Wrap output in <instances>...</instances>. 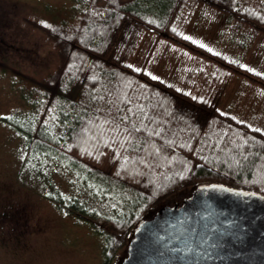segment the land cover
<instances>
[{
  "label": "trees",
  "instance_id": "trees-1",
  "mask_svg": "<svg viewBox=\"0 0 264 264\" xmlns=\"http://www.w3.org/2000/svg\"><path fill=\"white\" fill-rule=\"evenodd\" d=\"M185 1L89 0L98 12L94 18L86 15L74 23L23 19L52 46L56 65L39 80H28L29 91L24 99L29 102V112L1 120L22 136L26 147L23 165L26 167L30 162L27 167L35 170L46 198L70 218L101 222L97 230L105 234L102 264H115L117 254L126 250L138 223L180 191L219 184L264 195L262 131L220 113L206 101L196 102L183 91L182 81L159 82L142 71L134 72L115 54L117 28H121L117 38L120 50L125 49L134 30H144L264 89L262 77L173 31L175 18ZM240 2L210 0L208 5L235 25L250 29L255 36L264 35V1L257 7ZM136 83L141 90L133 104L144 105L149 115L159 121L150 127L163 129L160 137L151 138L141 150L107 141L103 125L104 119H112L116 114L115 106H107L106 102L121 94L130 98ZM50 111L62 126L58 142L53 141L40 122ZM106 150L114 158L109 170L97 165ZM62 158L68 166L86 171V180L79 185L81 189L90 192L87 179L92 178L95 185L88 198L52 183V170L70 173ZM55 162L59 166L52 167ZM118 196L128 197V212L119 204ZM95 198L114 200L123 209L112 217L100 215L90 205Z\"/></svg>",
  "mask_w": 264,
  "mask_h": 264
},
{
  "label": "rangeland",
  "instance_id": "rangeland-1",
  "mask_svg": "<svg viewBox=\"0 0 264 264\" xmlns=\"http://www.w3.org/2000/svg\"><path fill=\"white\" fill-rule=\"evenodd\" d=\"M209 1L186 0L175 18L173 31L199 47L203 45L204 50L226 55L228 60L264 79V35L255 36L250 29L235 25L225 14L211 8ZM240 1L257 7L264 0ZM97 13L89 0H0V218L3 221L0 222V264L103 262L105 234L97 230L101 222L70 218L46 198L35 170L27 167L30 162L26 167L23 165L26 147L22 136L1 120L29 112V102L24 99L29 91L28 80H39L56 65V52L52 46L23 19L74 23L86 15L94 18ZM120 31L121 28H117L114 34L115 54L131 70L142 71L159 82L182 81L183 91L196 102L206 101L220 113L264 133V89L259 85L221 71L148 31L134 30L125 49L120 50L117 41ZM241 33L247 34V41H242ZM140 88L136 83L130 96L132 104ZM106 105L111 104L106 102ZM40 122L53 141L58 142L62 126L57 123L54 112L50 111ZM108 127L104 125V133L106 140L112 141ZM63 158V166L67 167L68 162ZM85 162L91 163L90 160ZM113 162L114 158L106 150L97 165L109 170ZM57 166L58 162L52 164V167ZM67 168L70 173L66 175L52 170V183L62 190L75 191L80 197L88 198L95 185L92 178L87 179L89 192L79 186L86 180V171L73 165ZM196 187L171 195L160 206L181 203ZM116 199L127 212L130 210L127 208L128 197L118 196ZM119 204L114 200L95 198L90 205L100 215L112 217L122 211ZM158 207L145 217H151ZM125 256L123 249L117 254L115 264H120Z\"/></svg>",
  "mask_w": 264,
  "mask_h": 264
},
{
  "label": "water",
  "instance_id": "water-1",
  "mask_svg": "<svg viewBox=\"0 0 264 264\" xmlns=\"http://www.w3.org/2000/svg\"><path fill=\"white\" fill-rule=\"evenodd\" d=\"M120 264H264V195L210 184L133 230Z\"/></svg>",
  "mask_w": 264,
  "mask_h": 264
},
{
  "label": "snow or ice",
  "instance_id": "snow-or-ice-1",
  "mask_svg": "<svg viewBox=\"0 0 264 264\" xmlns=\"http://www.w3.org/2000/svg\"><path fill=\"white\" fill-rule=\"evenodd\" d=\"M153 79H156V77H153ZM109 103L115 106L116 114L112 116V113L109 112L108 115L112 116V119H104L103 125L109 126L107 131L113 137L112 142L119 143L122 148L127 145L128 148L141 150L143 145L147 144L151 138L162 135V128L158 126L150 127V125H158L159 121L149 115L144 105L132 104L131 99L127 96H118L116 100H111ZM156 152H159L158 148Z\"/></svg>",
  "mask_w": 264,
  "mask_h": 264
},
{
  "label": "crops",
  "instance_id": "crops-1",
  "mask_svg": "<svg viewBox=\"0 0 264 264\" xmlns=\"http://www.w3.org/2000/svg\"><path fill=\"white\" fill-rule=\"evenodd\" d=\"M227 21V20H226ZM231 30H229L228 29V32H230ZM242 34V33H241ZM247 35L245 34V33H243L242 34V37H243V40L242 41H247V37H246ZM243 46V45H242ZM246 45H244L243 47H245ZM242 49H245V48H242ZM218 54V53H217ZM221 55H223V54H221ZM224 56H226V55H224Z\"/></svg>",
  "mask_w": 264,
  "mask_h": 264
}]
</instances>
